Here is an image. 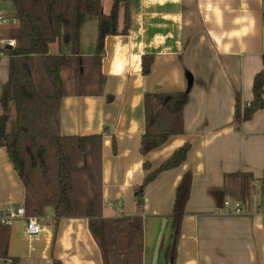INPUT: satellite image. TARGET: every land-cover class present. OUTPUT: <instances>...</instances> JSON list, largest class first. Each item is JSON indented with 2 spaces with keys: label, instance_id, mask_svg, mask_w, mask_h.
Listing matches in <instances>:
<instances>
[{
  "label": "crops",
  "instance_id": "0c3cea01",
  "mask_svg": "<svg viewBox=\"0 0 264 264\" xmlns=\"http://www.w3.org/2000/svg\"><path fill=\"white\" fill-rule=\"evenodd\" d=\"M130 6L128 33L105 39L103 93L96 92V80L78 93L62 77L61 134H102L104 250L88 218L56 219L47 209L39 234H30L23 219L13 222L10 259L0 264H152L156 252V264H165L176 192L186 174L190 194L174 264H264V108L241 125L235 118L238 97L242 107L253 101L254 79L264 68V0H131ZM1 13L14 17V5L0 0ZM90 25L87 18L81 29L85 57L96 52L98 22L97 30ZM5 29L0 23L1 35ZM50 51L70 54L71 46L57 42ZM144 56L152 57L147 74ZM8 77L9 62L0 58V91ZM178 91H188L183 133L143 155L145 96ZM185 144V161L160 172L140 194L148 173ZM25 196L0 147V211L24 205Z\"/></svg>",
  "mask_w": 264,
  "mask_h": 264
},
{
  "label": "trees",
  "instance_id": "16d2710c",
  "mask_svg": "<svg viewBox=\"0 0 264 264\" xmlns=\"http://www.w3.org/2000/svg\"><path fill=\"white\" fill-rule=\"evenodd\" d=\"M18 23L5 29L3 38L13 41L6 47L9 77L1 85L0 105L14 106L17 130L8 131L9 116L0 114V147L25 186V209L28 215L43 216L52 209L56 219L85 217L90 230L104 250L102 196V134L65 136L60 132V107L67 94L62 71L70 69L76 77L77 92L88 83L98 81L97 93H103L101 61L107 36L127 34L131 26V0H113L109 13L102 0H12ZM123 16V25L120 17ZM98 20L96 52L85 57L80 53L81 29L87 18ZM9 32V34H7ZM7 34L8 37H5ZM69 44L71 53H52L54 43ZM152 57L144 56L143 72L151 68ZM254 99L242 107L237 100L236 122L241 125L264 108V68L254 79ZM188 91L149 93L145 96L146 131L140 152L147 155L183 133V110ZM189 144H185L148 173L139 188L165 170L185 161ZM150 169L148 161L144 163ZM249 176V175H245ZM246 181L244 194L251 188ZM191 177L186 174L177 188L174 205V232L166 251V263L174 264L181 217L190 194ZM142 205L141 200L138 202ZM11 227L0 223V259L9 260ZM18 260L13 259L12 264ZM55 264H60L55 262Z\"/></svg>",
  "mask_w": 264,
  "mask_h": 264
},
{
  "label": "built area",
  "instance_id": "2783aa9c",
  "mask_svg": "<svg viewBox=\"0 0 264 264\" xmlns=\"http://www.w3.org/2000/svg\"><path fill=\"white\" fill-rule=\"evenodd\" d=\"M0 23L5 26H11L18 23L17 19L12 16H8L5 13L0 14ZM8 44H13V41L7 38H3L0 33V58L6 56L5 49ZM229 202H226L228 205ZM237 211H241L238 207ZM17 219H23L27 224V231L32 234H39L41 231V219L39 216L28 215L25 206H8L2 211H0V223L4 225L11 226L13 222ZM11 262V261H10Z\"/></svg>",
  "mask_w": 264,
  "mask_h": 264
},
{
  "label": "rangeland",
  "instance_id": "374dc122",
  "mask_svg": "<svg viewBox=\"0 0 264 264\" xmlns=\"http://www.w3.org/2000/svg\"><path fill=\"white\" fill-rule=\"evenodd\" d=\"M7 3L11 5V8H12V5H14L13 1L12 0H7ZM105 4V13H109L110 12V9H111V4H112V0H102V5ZM15 7V6H14ZM103 11H104V6H103ZM88 21L91 23V25L89 26V28L91 27L93 29V25L96 24V30H97V22L98 20L94 17H90L88 18ZM6 29H12V26H6ZM9 34V32L7 33ZM7 34L5 35V37H8ZM2 36H3V33H2ZM97 36V35H96ZM4 37V36H3ZM86 40H89L90 38V33L87 31L85 33V37ZM85 40V44L87 45H90V46H93V41L91 40V42H88ZM54 49V48H52ZM1 60L3 61V63H8L9 62V57L8 55L4 56L3 58H1ZM66 71V70H65ZM69 71V69H68ZM62 77H64L65 81H66V86H70L73 84L76 85V77L73 73V71L71 70V72H69V76L66 75V72H62ZM96 83H98V81H96ZM98 87V85H97ZM77 88V86H76ZM0 114L2 115H7L9 116V122H8V131L9 132H16L17 130V124H16V116H15V109H14V106H10L9 108H3L1 105H0Z\"/></svg>",
  "mask_w": 264,
  "mask_h": 264
},
{
  "label": "water",
  "instance_id": "95a60500",
  "mask_svg": "<svg viewBox=\"0 0 264 264\" xmlns=\"http://www.w3.org/2000/svg\"><path fill=\"white\" fill-rule=\"evenodd\" d=\"M13 45L12 44H8L7 45V47H12ZM157 257H158V253L156 252L155 253V255H154V257H153V262H152V264H156V262H157Z\"/></svg>",
  "mask_w": 264,
  "mask_h": 264
}]
</instances>
